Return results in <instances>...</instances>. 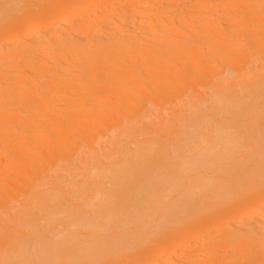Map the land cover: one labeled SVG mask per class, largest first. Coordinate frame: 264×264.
Returning <instances> with one entry per match:
<instances>
[{
  "label": "bare ground",
  "instance_id": "6f19581e",
  "mask_svg": "<svg viewBox=\"0 0 264 264\" xmlns=\"http://www.w3.org/2000/svg\"><path fill=\"white\" fill-rule=\"evenodd\" d=\"M40 1L0 0V264H264V0Z\"/></svg>",
  "mask_w": 264,
  "mask_h": 264
},
{
  "label": "rangeland",
  "instance_id": "374dc122",
  "mask_svg": "<svg viewBox=\"0 0 264 264\" xmlns=\"http://www.w3.org/2000/svg\"><path fill=\"white\" fill-rule=\"evenodd\" d=\"M53 1H54V0H41L39 4L48 5V4L52 3ZM30 5H31V4H30ZM34 6H36V5H34ZM17 11H18V10H17ZM17 11H15L14 13H16ZM16 15H18V12H17L16 14L12 15V16L14 17V16H16ZM0 24H1V22H0Z\"/></svg>",
  "mask_w": 264,
  "mask_h": 264
}]
</instances>
